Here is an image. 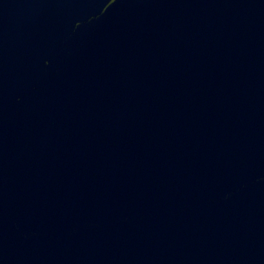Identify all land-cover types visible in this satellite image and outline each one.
Wrapping results in <instances>:
<instances>
[{
    "label": "water",
    "instance_id": "95a60500",
    "mask_svg": "<svg viewBox=\"0 0 264 264\" xmlns=\"http://www.w3.org/2000/svg\"><path fill=\"white\" fill-rule=\"evenodd\" d=\"M0 264H264V0H0Z\"/></svg>",
    "mask_w": 264,
    "mask_h": 264
}]
</instances>
